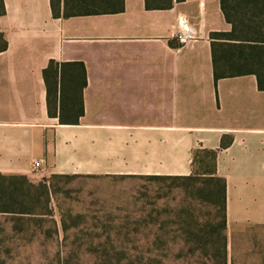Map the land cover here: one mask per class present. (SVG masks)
I'll list each match as a JSON object with an SVG mask.
<instances>
[{"label":"crops","instance_id":"0c3cea01","mask_svg":"<svg viewBox=\"0 0 264 264\" xmlns=\"http://www.w3.org/2000/svg\"><path fill=\"white\" fill-rule=\"evenodd\" d=\"M3 1L1 175L49 189L61 177L190 176L200 151H216L227 227L264 226V90L254 74L215 77L211 33L232 29L221 0H124L118 12L60 18L52 0ZM184 20L194 36L181 41ZM52 61L85 67L78 121L60 119L75 71L46 78Z\"/></svg>","mask_w":264,"mask_h":264},{"label":"rangeland","instance_id":"374dc122","mask_svg":"<svg viewBox=\"0 0 264 264\" xmlns=\"http://www.w3.org/2000/svg\"><path fill=\"white\" fill-rule=\"evenodd\" d=\"M205 179L0 175V264H264V226L225 227Z\"/></svg>","mask_w":264,"mask_h":264},{"label":"trees","instance_id":"16d2710c","mask_svg":"<svg viewBox=\"0 0 264 264\" xmlns=\"http://www.w3.org/2000/svg\"><path fill=\"white\" fill-rule=\"evenodd\" d=\"M181 1V0H178ZM148 8L167 9L174 0H146ZM55 17H71L100 13L118 12L124 9V0H52ZM222 11L232 29L227 32H213V61L216 79L220 77L254 74L259 87L264 90V0H221ZM5 13L4 1L0 0V16ZM8 43L0 32V51L6 50ZM67 67L75 71L74 89L64 96L61 121H78L84 113L83 90L87 85L86 70L83 63H56L52 61L45 70L46 78ZM78 77V78H77ZM50 114L51 92L49 94ZM211 159V165L208 162ZM216 151H200L195 160L200 164V172L190 176L156 177L181 179L187 181L207 180L211 185L220 186L216 195L220 198L223 210V223L227 226V186L224 178L215 172ZM1 175V174H0ZM4 176V175H1ZM27 182L29 180L21 177Z\"/></svg>","mask_w":264,"mask_h":264},{"label":"built area","instance_id":"2783aa9c","mask_svg":"<svg viewBox=\"0 0 264 264\" xmlns=\"http://www.w3.org/2000/svg\"><path fill=\"white\" fill-rule=\"evenodd\" d=\"M194 36L193 31L187 26V22L183 21V27L180 33L178 34V38L181 41H186L188 39H192ZM41 166V162L36 163V168H39Z\"/></svg>","mask_w":264,"mask_h":264}]
</instances>
